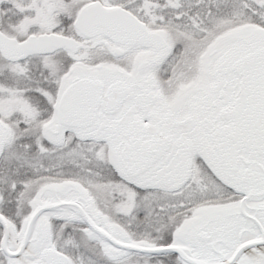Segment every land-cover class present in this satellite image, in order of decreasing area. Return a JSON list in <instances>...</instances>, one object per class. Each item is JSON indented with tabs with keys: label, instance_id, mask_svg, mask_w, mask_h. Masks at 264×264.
<instances>
[{
	"label": "snow or ice",
	"instance_id": "6c2138e0",
	"mask_svg": "<svg viewBox=\"0 0 264 264\" xmlns=\"http://www.w3.org/2000/svg\"><path fill=\"white\" fill-rule=\"evenodd\" d=\"M0 264H264V0H0Z\"/></svg>",
	"mask_w": 264,
	"mask_h": 264
}]
</instances>
